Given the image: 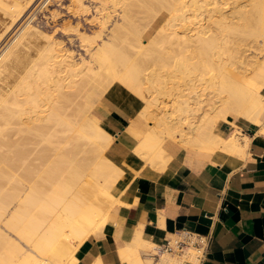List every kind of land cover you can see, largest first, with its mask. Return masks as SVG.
Instances as JSON below:
<instances>
[{
  "label": "bare ground",
  "instance_id": "1",
  "mask_svg": "<svg viewBox=\"0 0 264 264\" xmlns=\"http://www.w3.org/2000/svg\"><path fill=\"white\" fill-rule=\"evenodd\" d=\"M6 1L0 0V8L12 20L6 32L11 34L34 1ZM89 1L91 5L72 0L74 9L70 7L76 13L94 12L91 20L98 31L92 32L93 37L75 30L85 55L76 56L53 35L27 21L16 32L17 38L6 42L9 48L0 57V264H76L80 246L98 235L120 203L116 185L121 170L106 156L113 137L93 115L111 86L120 84L140 97L142 117L154 113L150 107L158 106L150 98L152 93L174 97L172 113L162 116L157 109L161 113L154 117L155 127L135 148L136 155L153 166L165 162L162 144L166 139L210 154H238L244 151L236 136L239 123L263 125L264 54L256 62L249 60L250 55L239 54L236 69H227L220 50L232 44L231 37L239 28H247L263 39L260 51L264 53V0H250L247 11V5L241 4L237 14L243 24L239 26L225 14L227 0ZM141 13L147 15L145 28L155 34L147 37L149 42L140 36L138 26L135 31L133 19ZM194 22L198 25L194 34L180 37L176 27ZM69 25L65 23L63 33L73 30ZM42 38L46 44L39 48L36 45ZM172 46L178 47V56L160 53L155 56L160 69L155 66L158 70L147 74L145 50ZM212 62L219 67L213 65L214 74L207 81L210 94L203 98L199 92L185 93L181 81L206 82L207 73L201 69H208ZM170 66L173 77L181 82L173 90L167 88L165 74ZM220 122L234 127L236 133L229 139L215 133ZM133 260L143 264L138 256ZM159 264L180 263L177 257L162 254Z\"/></svg>",
  "mask_w": 264,
  "mask_h": 264
},
{
  "label": "crops",
  "instance_id": "2",
  "mask_svg": "<svg viewBox=\"0 0 264 264\" xmlns=\"http://www.w3.org/2000/svg\"><path fill=\"white\" fill-rule=\"evenodd\" d=\"M143 105L115 84L95 108L113 137L106 156L121 170L120 203L102 231L80 246L76 264H134L135 256L159 264L162 255L155 261V249L184 231L208 239L202 264H264V123L240 122L238 133L218 123L214 132L221 137L236 133L244 147L238 154H210L167 139L165 162L153 166L135 153L152 128L140 120Z\"/></svg>",
  "mask_w": 264,
  "mask_h": 264
},
{
  "label": "rangeland",
  "instance_id": "3",
  "mask_svg": "<svg viewBox=\"0 0 264 264\" xmlns=\"http://www.w3.org/2000/svg\"><path fill=\"white\" fill-rule=\"evenodd\" d=\"M23 1V0H22ZM25 2H28L29 0H24ZM31 1V0H30ZM34 1V2H33ZM246 1H248L246 3ZM258 3L260 2V0H256ZM263 1V0H261ZM8 3H11L12 1L11 0H8L6 1ZM24 2V3H25ZM31 2H33L31 5H29L30 7L28 8V10L26 11L25 13V17L23 18L24 20H22L19 25L16 27V29H14L13 32H11V34H7V28L9 27V25H11L12 23V20L10 18V16L8 15V13L6 11H4L2 8H0V38L5 35L1 40H0V44L2 42L3 45L1 47V49H5L3 51V49L1 50L0 49V57L7 51V49L9 48L8 47H5L8 43V41H10L9 39H11V41L13 42L17 37L18 33L16 32H19L18 29L19 27H21V25L23 24L24 28L26 27V25L29 23V22H32V24L36 25V27L41 30L42 32H47V34H50V35H53V38H56L55 40H59V42H62L63 46L71 51L74 52V54L76 56L79 57V55H85V52L84 50L82 49L81 50V47L79 46L80 44L78 43V32L75 31L76 28H78L81 32H86V34H88V36L90 37H93L92 34L97 32L98 31V25L96 24V22H93L91 19H94L92 16L94 13L91 9L92 12L90 13H87V14H82L81 12H77L78 15H76L77 13L74 12L75 10H73L74 8V4L72 2V0H32ZM228 3V6L225 7V14L227 16L230 17V22L232 21L233 24L239 26L240 24H243V18L240 17L237 12H238V9L239 7H241L242 5L243 6H246L244 8L245 11L247 10H250L251 9V3L250 0H227ZM88 3V5L92 2L89 1V0H86V4ZM246 3V4H245ZM73 4V5H72ZM90 4V5H91ZM238 4V5H237ZM242 4V5H241ZM245 4V5H244ZM71 5V6H70ZM94 7V4L92 5ZM91 6V8H92ZM70 7L73 8L70 10ZM238 7V8H236ZM53 8V9H52ZM227 8V9H226ZM237 10H236V9ZM41 9V10H40ZM232 11H236L234 14ZM74 12V13H73ZM233 13V14H232ZM53 14V15H51ZM59 14V15H58ZM76 16H74V15ZM118 15V13H116ZM116 14H113L116 16ZM29 15V16H28ZM48 15V16H47ZM56 15V16H54ZM141 15V16H139ZM143 15V16H142ZM146 15V14H145ZM144 13H141V14H138L136 16H134V26H135V31L138 30L137 26L139 27V31L142 32V34L140 33V36H142V38L144 40H146L147 42H149V40L147 39V37H152V36H155V34H151L149 32V29L148 28H145L146 27V23H148V19H147V15L145 16ZM259 15V14H258ZM258 15H255L256 16V20L258 18L259 20V16ZM78 16V17H77ZM83 16V17H82ZM138 16V17H137ZM208 15L205 16V18H207ZM54 17V18H52ZM137 17V18H136ZM203 18V17H202ZM235 18V20H234ZM239 18V19H238ZM240 18H241V21H240ZM32 19H35L32 21ZM47 19V20H46ZM52 19V20H51ZM86 21H85V20ZM90 19V20H89ZM146 19V21L144 20ZM204 19V18H203ZM65 20V21H64ZM79 20V21H78ZM89 20V21H88ZM207 20V19H206ZM206 20H204V24L206 22ZM240 21L241 23H239L238 21ZM28 21V23H27ZM46 21V22H45ZM57 21V22H56ZM64 21V22H63ZM88 21V22H87ZM92 21V22H91ZM23 22V23H22ZM39 22V23H38ZM52 22V23H51ZM86 22V23H85ZM91 22V23H90ZM137 22V24H135ZM197 23V21H195ZM194 22V23H195ZM231 22V23H232ZM238 22V23H237ZM69 25V26H72V31L70 32H66V33H63L62 31V28L63 26L65 25ZM78 23V24H77ZM82 23V25H81ZM95 23V24H94ZM144 23V24H143ZM195 23L194 24H188V25H180V26H177L176 27V30L177 32L180 34V37H184V36H191L192 34H194L193 30H195V28L198 27V25ZM50 24V25H49ZM75 24V25H74ZM89 24V25H88ZM141 26H139V25ZM34 25V26H35ZM52 25V26H51ZM77 25V26H76ZM92 25V26H91ZM94 25V26H93ZM97 25V26H96ZM59 26V27H58ZM79 26V27H78ZM91 28H89V27ZM134 26H132V30H134ZM55 27H58V30L57 28L55 29ZM61 27V28H60ZM22 28V27H21ZM23 28V29H24ZM53 28V29H52ZM59 28L61 30H59ZM143 28V29H142ZM55 29V30H54ZM52 30V31H51ZM54 31H58L56 32L55 34H53ZM95 31V32H93ZM51 32V33H50ZM77 32V33H76ZM84 32V33H85ZM90 32V33H89ZM93 32V33H92ZM14 33V34H13ZM65 34V35H64ZM232 36V34H231ZM16 37V38H15ZM5 38V40H4ZM13 38V40H12ZM41 38V37H40ZM132 38V37H131ZM38 39V38H37ZM234 39V41H233ZM260 39V40H259ZM4 40V41H3ZM42 40V41H41ZM40 41L34 39V41H38L39 42V46L36 42H34V44L37 46V47H42L46 44V41L42 38ZM231 41H232V44L231 45H227L225 48L223 47V49L220 50V52L222 53V56L221 58H223L222 60H224V67L227 68V69H236L235 67L237 66V60L239 59L237 55H243L244 57L247 55H250L249 56V60L252 62H256L258 59L262 58L263 56V51H260L262 48H263V44H262V41L263 39L260 37L257 36L256 32H254V30L252 29H247V28H239L235 34L233 33V36L231 37ZM7 42V43H6ZM6 43V44H5ZM41 43V44H40ZM235 43V44H234ZM234 44V45H233ZM233 46V47H231ZM227 47L228 48H231L230 51L228 50L227 51ZM153 49V50H151ZM226 49V50H225ZM147 50V49H146ZM144 52L145 54V65L146 67L148 68L149 71H147V74L151 71V70H156L158 67V69H160V65L159 63L156 61V57L157 55H163V56H167L169 55V58H175V56L177 57L178 56V47L177 46H172L170 48H167V50H161V49H156L155 47H150L148 48V50ZM223 50V52H222ZM233 50V51H232ZM246 50V51H245ZM155 53H153V52ZM176 51V52H175ZM241 51H243L241 53ZM261 52L262 55H260V53L258 52ZM33 53H35V50L32 51ZM159 52V53H158ZM239 52V53H238ZM246 52V53H245ZM84 53V54H83ZM149 54V55H146ZM161 53V54H160ZM229 53V54H228ZM235 53V54H234ZM167 54V55H166ZM258 54V55H257ZM154 55V56H153ZM161 55V56H162ZM239 55V56H240ZM150 56V57H149ZM174 56V57H173ZM252 56V57H251ZM260 56V57H259ZM148 57V58H146ZM236 57V58H235ZM153 58V59H152ZM151 59V60H150ZM254 59V60H253ZM176 60V59H175ZM175 60L173 61H170L172 63V66L175 64ZM157 62V63H156ZM213 63V64H212ZM211 64L207 65L206 68L208 69H205L203 67L202 72L204 73V75L207 73V75H205V81L207 82L208 79H210V76L213 75L214 73L211 72L212 68H213V65L215 66H218L219 67V64L218 63H215L212 62ZM234 63V64H233ZM151 64V65H150ZM233 64V65H232ZM226 65V66H225ZM229 66V67H228ZM157 69V70H158ZM168 69V70H167ZM174 68L173 67H168L166 68L165 70V74L167 76V73H168V84H167V88H171L173 90V88H178V79L177 78H174ZM207 70V72H206ZM173 73V75L170 74ZM176 73V76L178 77V72H175ZM170 74V75H169ZM174 76V77H173ZM170 78V80H169ZM207 78V80H206ZM177 82V83H175ZM182 82V84H181ZM179 82V84L181 85H185L183 89H186V92L185 93H188V94H192L194 92H199L200 95H205L203 98H206V94H210V92L212 91L210 89V86L208 87V82H204V81H199L195 78H190L189 79V82L187 83H183V81ZM175 83V84H174ZM210 84V83H209ZM178 91V89H177ZM176 91V92H177ZM175 92V93H176ZM174 93V92H173ZM147 96L149 97V94H147ZM140 98V97H139ZM151 99H156V104H158V106L154 105L152 107H150L149 109V112H154L152 114H149V115H146V117H142L140 116V120L142 121V123H144L148 129H150V126L152 127H155V124H156V121H155V118H156V115L158 113H161L159 112L158 110L162 111V116L163 114H165L164 116H169V112L172 113V104L174 103V97L170 94H163V95H160L158 93H152L151 94ZM150 99V100H151ZM166 107V108H165ZM165 108V109H164ZM158 109V110H157ZM167 110V111H166ZM157 111V112H156ZM169 111V112H168ZM168 112V113H167ZM154 114V116H153ZM93 115L97 116L96 113H95V109H94V113ZM166 116V117H167ZM175 117V114L172 115ZM155 117V118H154ZM148 120V121H147ZM262 122L264 123V116L262 117ZM228 124V123H226ZM224 125L225 124H222L218 130H222L224 128ZM229 125V124H228ZM153 129V128H151ZM150 129V132L152 131ZM167 140V139H166ZM179 143V142H178ZM181 144V143H179ZM186 148H190V147H186ZM187 150V149H186ZM105 225H103L101 227V229L98 231V233L100 231H102L103 227Z\"/></svg>",
  "mask_w": 264,
  "mask_h": 264
},
{
  "label": "built area",
  "instance_id": "4",
  "mask_svg": "<svg viewBox=\"0 0 264 264\" xmlns=\"http://www.w3.org/2000/svg\"><path fill=\"white\" fill-rule=\"evenodd\" d=\"M208 243L206 237L184 231L178 238L169 241L163 247L155 249L156 255L152 258L156 261L160 259V255L168 254L177 257L180 264H202L208 249ZM190 250L193 253H190Z\"/></svg>",
  "mask_w": 264,
  "mask_h": 264
}]
</instances>
